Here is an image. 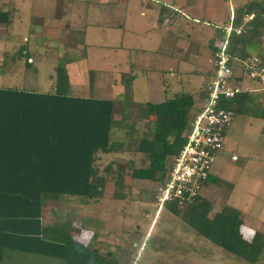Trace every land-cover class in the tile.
<instances>
[{"label":"crops","instance_id":"0c3cea01","mask_svg":"<svg viewBox=\"0 0 264 264\" xmlns=\"http://www.w3.org/2000/svg\"><path fill=\"white\" fill-rule=\"evenodd\" d=\"M148 1L151 0H0V12L6 14L5 22H0V53L11 52V55L5 58L8 60V64L6 66L0 65V70L15 69L13 74L20 76H16L14 81L23 83V77L18 70L22 68L23 61L24 63H33L47 59L51 62L49 65L54 69V75L56 66L60 62H65L63 67L66 69L68 83L66 94L68 96L111 100L112 117L116 123L115 131L121 127H137L139 123L141 125L147 122L146 126H148L152 116L149 114L152 105L166 99L164 94L166 89L164 86L165 78L163 77L164 67L167 69V75L171 77H175L177 72L179 74L186 71L198 73L197 62L200 63L201 52L208 51V49L210 53L205 55V59L206 63H211L210 67H212L215 45L224 38L225 31L223 29L219 34L208 33L205 30L204 36L201 37L202 30L199 27L193 29L194 26L188 25L186 20L194 24L198 23L197 15L199 12L203 13V16L211 15L215 19H221L220 15H217L222 12L224 5H227L229 9L228 21L232 22L235 6L247 3L245 0H236L234 5L231 0H159L158 2L154 0L155 4L150 7L147 5ZM260 37L259 40L249 39L245 41L244 46L241 47L243 48V55L248 56L264 50V33ZM237 47L240 48V44H237ZM67 51H73L74 56L63 58ZM166 55L173 58L172 66L174 67L176 64L175 70L171 68V65L168 66L169 62H164V58H167ZM186 55L190 57L186 58ZM1 57L3 58V56ZM192 60L193 64L189 62ZM188 64H192V66L186 70ZM210 71L211 68L209 73ZM54 75L49 74L52 89L49 90L47 87L40 92H52ZM205 83L206 81L202 87L195 91L181 90L174 92L170 97L182 91L191 93L193 104L190 108V114H193L203 105ZM13 86L15 85L6 87L14 88ZM123 102L126 104L122 105ZM132 109L134 110L133 115L130 114ZM116 113H118L117 116ZM133 116L136 118L135 121H124V119L133 118ZM251 116L254 119L253 122L257 123V127H249L252 129L255 141H264V126H262L264 117L261 119L259 115ZM117 123L120 125L119 127H117ZM134 123H136L135 126ZM248 123L250 121L245 122L246 125ZM236 146L238 147V145ZM237 149L243 150V147L240 146ZM240 150L230 152V155L232 153L237 155L235 160L229 156L230 162L238 161ZM221 153L213 162L210 180L207 178L200 189V198L207 200L210 204L208 215L211 216L225 205L231 206L237 210L242 221L239 232L247 230L246 233L247 235L249 233V238L254 233H260L264 237V181L252 177L239 178L238 174L232 178L231 185L229 188H225L223 192L224 187L220 186L224 185L220 184V177L218 176L222 168L219 167L218 169V165L214 167ZM241 179L240 182L242 183L237 182ZM246 182L252 184L251 188L257 187V189L249 190L248 194L247 188L235 187ZM74 197L76 196H62V199L67 201V198L70 200ZM66 206L69 205L66 204ZM56 207L60 208L57 201ZM80 207L81 209L78 210L77 214H74L75 217L83 216L89 210V205L86 202H83ZM43 212L44 206L42 205L40 219L44 225L52 229H61L58 226L61 221L57 222L64 218H58L59 215L57 214L58 216L54 215L53 218H47V222H43V216L45 217ZM153 214L154 212L151 215ZM154 216L156 217L158 214ZM77 221L79 220L74 219V224L71 223L73 229L62 230L85 246L86 243L79 241L75 233L89 235L90 232L89 229L78 226ZM55 222L57 226L54 225ZM182 223L184 227L180 226L178 231L173 233L178 236L180 246L183 243L188 245L195 240L198 242L192 244L195 249L199 248L201 244L204 245L205 241L213 245L212 242L198 235L185 222ZM166 224L159 220H155L153 225L149 223L147 228H150L151 231L149 233L148 230L145 231L144 236L151 237L153 243L158 242L156 241V234H160L163 225ZM76 225L77 227H75ZM154 228H160V230L154 231L155 235L152 231ZM163 231H165L163 238L158 237V239L162 240L166 237L165 239L171 242L170 234L165 229ZM144 236L140 243L144 240ZM152 245L148 252L155 254L157 247L154 248L155 246ZM165 245L168 246L167 243ZM188 246L185 249L189 248ZM180 251L186 253V250ZM35 255L38 259L35 258L34 260L37 262L47 260L44 259L47 256Z\"/></svg>","mask_w":264,"mask_h":264},{"label":"trees","instance_id":"16d2710c","mask_svg":"<svg viewBox=\"0 0 264 264\" xmlns=\"http://www.w3.org/2000/svg\"><path fill=\"white\" fill-rule=\"evenodd\" d=\"M262 12V5L255 1L234 9L231 23L234 27L241 25V31H231L228 36L230 55L245 57L242 46L238 53L235 47L244 46L249 40L247 34L257 33ZM244 14L252 17L242 21ZM5 17L0 12V22H5ZM259 20L264 23V19ZM245 23L250 29L244 28ZM67 87L63 65L55 68L52 92L0 86V264L5 250L57 258L64 264H106L105 255L96 248L84 246L40 219L43 197H101L106 177L96 173L95 154L113 150L111 136L116 123L112 101L68 96ZM253 99L240 93L223 105L234 114L252 115L249 104ZM192 104V94L182 91L152 105L147 126L150 130L140 135L136 144V151L145 154L148 162L133 167L132 178L155 182L163 178L169 157L184 143ZM112 197L121 200L124 194L114 189ZM183 207L180 210L173 203L164 205L198 235L250 264H258L264 237L254 233L249 240L244 239L236 209L225 205L209 216L210 204L200 196Z\"/></svg>","mask_w":264,"mask_h":264},{"label":"rangeland","instance_id":"374dc122","mask_svg":"<svg viewBox=\"0 0 264 264\" xmlns=\"http://www.w3.org/2000/svg\"><path fill=\"white\" fill-rule=\"evenodd\" d=\"M158 1L159 0H156V2ZM235 1L236 0H231V3L234 5ZM245 1L247 3L255 1L258 6L262 5L263 12L259 19H264V0ZM154 4V0L147 2V5L150 7ZM224 6L225 7L222 9V12L217 15H220L221 19H215L211 15L203 16V13L201 14L199 12L197 15L198 23L194 24L189 20H186V22L188 25L194 26L193 29L199 27V29L202 30L201 37L204 36L205 30L208 31V33L213 32L219 34L229 22V9L227 5ZM238 7L244 8L245 4H237L234 9H237ZM146 8L149 9L147 6ZM259 19L257 24V33L254 35L247 34L245 37L246 40H259L261 38V34L264 33V23ZM244 28L250 29V25L245 24ZM80 47L83 48L84 46ZM235 49L236 53H238L239 47L236 46ZM206 51L201 52L202 57L199 59L200 63L197 62L198 73L186 71L183 74H179L177 72L175 73L177 74L175 77H171L170 75H167V69L164 67L163 77L165 78L164 86L166 88L164 91L165 98H168L174 92L181 90L195 91L199 87H202L205 81L207 82L208 79H210L209 70L211 68V63H206L205 59V55L207 56L210 51L209 49L207 53ZM10 55L11 52L0 53V65L3 64L6 66L8 64V60L5 58ZM21 55H23V53H21ZM1 56H3V58ZM73 56V51H67L65 52L63 58H72ZM166 57L167 58H164V62H169V65L168 63L166 64L168 66L171 65V68L175 70L176 64H174V67L172 66L174 63L173 58L170 55H166ZM189 57V55H186V58ZM189 62H192L193 64V60ZM50 63L51 62L47 61V59H44L41 62L34 61L33 63H24L23 61L22 68L18 69L23 77V83H16L14 81L16 76H20L13 74L15 69H1L4 71L2 72L0 70V86L6 87L14 84V88H23L30 91L40 92L45 90L47 87L51 90L52 85L49 74L54 75V69H52L49 65ZM64 63L65 62H60L59 65L62 66ZM192 64L186 65V70L190 68ZM64 70L66 69L64 68ZM251 95L254 99L249 104V111L252 112V115H259L262 119L264 117V92L256 90L255 92H252ZM123 104H126V102H123L122 105ZM130 109L128 110V113ZM133 111L134 110L132 109L130 114H132ZM117 115L118 113H116V116ZM252 118L253 117L251 115L236 113L232 117V121L228 127L224 150L221 151V155L214 164V167L218 165V169L219 167L222 168V171L219 172L218 176L220 177V184L224 185L220 186L222 188L224 187L222 190L223 192L225 188H229L232 178L238 174L239 178L252 177L253 179L258 178L261 181H264V141H255L252 129L249 127H257V123L253 122L254 119ZM135 119L136 118L133 116V118H126L124 121L130 122L131 120L135 121ZM124 121L123 123H125ZM246 121H250V123L246 125ZM135 124L136 123H134V126ZM146 125L147 122L146 124L142 123L141 125L139 123L137 127H121V129L117 131L113 129L111 136L113 150L108 153H97L94 158V168L97 174L106 177L105 182L103 181L101 197L86 199L74 197L70 200L67 198V201H64L62 196L66 197L68 195L53 194L48 196L49 198L46 199L43 197V201L45 200L43 212L45 217L43 216V222H47V218H53L54 215L58 214V218H64L63 220H59L57 222L59 223L61 221V225L59 224L58 226L61 229L70 230L73 229L71 223L74 224V219L79 220L77 221V225L89 229L90 233L89 235H86L85 233H75L76 237L79 241L86 243V245L88 244L89 248H96L98 253L105 255L103 263L106 264H250L234 254L227 252L214 244L211 245L206 241L204 242V245L201 244L197 249L193 248L195 246L192 245L198 243L196 240L195 242H190L188 244H191L190 246L186 243H183L180 246V240L177 239L178 236L173 234L175 231H178L180 226L184 227L180 216L170 213V211L166 208L159 210L157 213L158 216L156 217L154 214L151 215L154 212V208L151 204L153 203L152 194L156 182L131 177V169L133 167L145 166L148 162L145 154L136 151V144L140 138L139 136L148 134V130H150V127H147ZM262 126H264V124ZM236 145H238V147ZM239 145L243 147V150L237 149L240 147ZM232 150H240V153H238V161L236 162H230L229 156ZM240 181H242V179L237 180V182L242 183ZM116 183L119 184L120 187L117 188ZM235 187L247 188L248 194L249 190L253 191L254 189H257V187L251 188L252 184L250 182H246L243 183V185ZM114 189H118L119 192L123 193L124 198L121 200L113 198L112 193ZM246 195L247 193L245 196ZM56 201L60 205V208L56 207ZM83 202L88 203L89 210L84 213L83 216L78 215V217H75L74 214H77L78 210L81 209L80 206ZM66 204L69 206H66ZM183 208L184 207L182 206L180 210H183ZM155 220L167 223V226L163 225V228L161 229L162 232L160 231V234H156V241L158 242L153 243L151 237L144 236V232L148 230L149 233L151 231L150 228H147L149 227L148 224L150 223L153 225ZM54 225H56V222ZM77 225L75 227H77ZM156 229L160 230V228L152 229L154 235V231H156ZM164 229L167 230L172 237L171 242H168L165 239L166 237L162 240L158 239V237H162L164 235ZM246 232L247 230L240 233L242 236L244 235V239L249 240V233L247 235ZM143 236L144 240H142V242H144L140 243ZM165 243H167L168 246H166ZM151 244H153V247L155 246L154 248L157 247V253L150 254V252H148L151 248ZM187 246L189 248L185 249ZM168 248L169 250L167 251ZM198 249H200V251H198ZM180 250H186V253H182ZM34 255L35 254L25 253L22 251L6 250L3 264H64L63 260L50 257H45L44 259L47 260L43 262H37L34 259L38 258ZM120 259L121 262H119ZM257 263L264 264V247L257 259Z\"/></svg>","mask_w":264,"mask_h":264},{"label":"built area","instance_id":"2783aa9c","mask_svg":"<svg viewBox=\"0 0 264 264\" xmlns=\"http://www.w3.org/2000/svg\"><path fill=\"white\" fill-rule=\"evenodd\" d=\"M251 16L244 14L242 21ZM223 30L224 38L217 42L213 51L203 105L191 114L183 133L184 143L169 157L163 178L153 188L154 215L166 203L181 208L199 196L215 158L224 149L225 133L234 116L223 102L240 93L264 92V50L245 57L230 55L227 52L229 33H239L241 25L234 27L229 22ZM230 158L235 160L237 155L232 153Z\"/></svg>","mask_w":264,"mask_h":264}]
</instances>
